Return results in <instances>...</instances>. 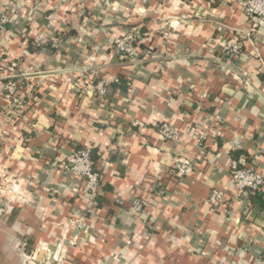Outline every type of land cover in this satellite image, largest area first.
Returning <instances> with one entry per match:
<instances>
[{"label": "crops", "instance_id": "crops-1", "mask_svg": "<svg viewBox=\"0 0 264 264\" xmlns=\"http://www.w3.org/2000/svg\"><path fill=\"white\" fill-rule=\"evenodd\" d=\"M249 28L240 0H0V264H264V188L241 199L230 173L238 152L264 174V28L219 60ZM131 29L133 61L115 48ZM80 148L94 205L59 165Z\"/></svg>", "mask_w": 264, "mask_h": 264}, {"label": "built area", "instance_id": "built-area-1", "mask_svg": "<svg viewBox=\"0 0 264 264\" xmlns=\"http://www.w3.org/2000/svg\"><path fill=\"white\" fill-rule=\"evenodd\" d=\"M240 4L248 17L250 28L243 32H237L222 42L220 58L227 61L238 57L244 48L246 41H252L257 37L260 29L264 28V0H240ZM2 21L8 22L10 18L2 15ZM138 31L131 29L124 33L115 42L116 51L122 59L133 61L139 55L138 49ZM50 41L45 34L38 35L35 44L41 45ZM25 82L10 81L6 85L7 98L18 106L24 105L23 97L18 94V90ZM97 90L103 96L107 93V85L99 83ZM160 134L166 140H174L178 137L177 131L168 123H163L158 127ZM60 167L73 177L82 181L81 193L89 200L90 205L96 204V197L102 185L100 171L92 160V150L90 148H80L74 150L71 155L60 161ZM192 172V165L188 160L182 159L175 166V175L178 178L189 175ZM231 178L235 185L236 196L241 199L250 197V193L261 191L264 188V174L260 172L253 162L247 160H233L231 163ZM226 198V192L220 188H214L210 192L209 203L212 206L221 205ZM136 211H141L142 205L136 203ZM6 208L0 199V219L4 217ZM264 249V245H263Z\"/></svg>", "mask_w": 264, "mask_h": 264}, {"label": "trees", "instance_id": "trees-1", "mask_svg": "<svg viewBox=\"0 0 264 264\" xmlns=\"http://www.w3.org/2000/svg\"><path fill=\"white\" fill-rule=\"evenodd\" d=\"M52 43H50V41L44 43V44H41V45H37L34 43V45L37 47V48H40V47H43V46H46V45H50ZM117 86V84H116ZM239 154L238 152H235L233 153V157H235V160H238L239 159ZM92 160L94 161L95 165H97V160H96V156L94 155V151H92ZM249 161V160H248ZM262 191H255L254 193H250V200H261V197H262Z\"/></svg>", "mask_w": 264, "mask_h": 264}]
</instances>
